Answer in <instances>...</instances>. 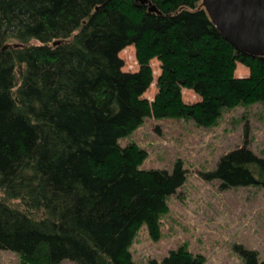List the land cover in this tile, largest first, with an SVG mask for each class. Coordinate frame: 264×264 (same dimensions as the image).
<instances>
[{
    "label": "trees",
    "instance_id": "trees-1",
    "mask_svg": "<svg viewBox=\"0 0 264 264\" xmlns=\"http://www.w3.org/2000/svg\"><path fill=\"white\" fill-rule=\"evenodd\" d=\"M130 45L135 71L119 55ZM153 58L161 72L149 100ZM184 88L199 99L186 102ZM254 103L264 104V56L237 50L202 0H0V249L19 264H135V231L145 223L157 235L186 171L179 160L141 168L146 151L119 139L147 117L207 127ZM203 175L221 189L264 188V157L243 144ZM148 264L203 258L178 248Z\"/></svg>",
    "mask_w": 264,
    "mask_h": 264
},
{
    "label": "rangeland",
    "instance_id": "rangeland-1",
    "mask_svg": "<svg viewBox=\"0 0 264 264\" xmlns=\"http://www.w3.org/2000/svg\"><path fill=\"white\" fill-rule=\"evenodd\" d=\"M119 55L124 60L123 70L138 69L133 45ZM150 66L153 82L144 96L152 100L160 62L153 58ZM235 73L247 76L248 68L237 62ZM182 94L186 102L199 99L190 89L184 88ZM119 142L134 143L146 151L141 168L171 170L179 160L186 171L185 182L167 198V210L159 215L157 235L145 223L135 231L129 246L135 264L161 260L178 248L201 255L203 264H242L241 248L264 259V188L221 189L218 181L206 180L203 175L215 168L224 152L243 144L264 157V104L224 109L217 122L207 127L189 119L147 117ZM0 264L19 261L14 252L0 249ZM59 264L75 263L63 260Z\"/></svg>",
    "mask_w": 264,
    "mask_h": 264
},
{
    "label": "water",
    "instance_id": "water-1",
    "mask_svg": "<svg viewBox=\"0 0 264 264\" xmlns=\"http://www.w3.org/2000/svg\"><path fill=\"white\" fill-rule=\"evenodd\" d=\"M202 5L219 33L237 50L264 56V0H202ZM149 10L158 11L154 5Z\"/></svg>",
    "mask_w": 264,
    "mask_h": 264
}]
</instances>
